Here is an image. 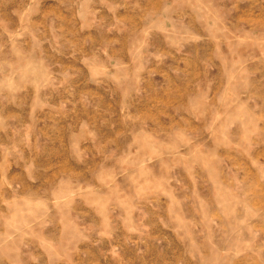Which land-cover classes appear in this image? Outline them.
<instances>
[{"label": "rangeland", "instance_id": "1", "mask_svg": "<svg viewBox=\"0 0 264 264\" xmlns=\"http://www.w3.org/2000/svg\"><path fill=\"white\" fill-rule=\"evenodd\" d=\"M263 103L264 0L0 10V264H264Z\"/></svg>", "mask_w": 264, "mask_h": 264}, {"label": "crops", "instance_id": "2", "mask_svg": "<svg viewBox=\"0 0 264 264\" xmlns=\"http://www.w3.org/2000/svg\"><path fill=\"white\" fill-rule=\"evenodd\" d=\"M15 5H17V6H19L21 8L22 5H23V0H0V10L11 8V7L15 6ZM16 15L17 14H13L12 16H10V18H9V16H6V19H5L6 22H8V23H10V24H12L14 26L17 25ZM31 21H33L35 23V26H38V25L44 26V24H45V16H44V14H40L36 18L34 16H32ZM263 105H264V103H263Z\"/></svg>", "mask_w": 264, "mask_h": 264}]
</instances>
